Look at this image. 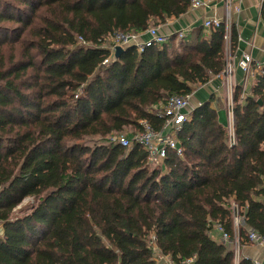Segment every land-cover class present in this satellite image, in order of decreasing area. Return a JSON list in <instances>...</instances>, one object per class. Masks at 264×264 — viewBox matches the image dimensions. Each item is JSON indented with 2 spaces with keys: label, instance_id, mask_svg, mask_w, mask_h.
I'll return each instance as SVG.
<instances>
[{
  "label": "trees",
  "instance_id": "1",
  "mask_svg": "<svg viewBox=\"0 0 264 264\" xmlns=\"http://www.w3.org/2000/svg\"><path fill=\"white\" fill-rule=\"evenodd\" d=\"M189 5L0 0V264H161L152 235L171 264H234L232 249L210 235L215 224L233 238L237 215L240 244L249 230L264 236L263 76L243 99L234 89L233 143L212 96L178 134L181 157L168 151L151 167L140 146L109 140L141 132V121L158 131L153 105L224 70L223 27L141 53L124 48L103 64L102 44L115 32L143 33ZM27 198L33 206L15 216Z\"/></svg>",
  "mask_w": 264,
  "mask_h": 264
},
{
  "label": "built area",
  "instance_id": "2",
  "mask_svg": "<svg viewBox=\"0 0 264 264\" xmlns=\"http://www.w3.org/2000/svg\"><path fill=\"white\" fill-rule=\"evenodd\" d=\"M217 0H189L191 9H198L206 6L208 3ZM226 5V16L224 20L218 18H205L201 21V26L209 33L211 30L224 28V39L226 41V49L228 53L227 62L224 70L219 74L211 78L208 84L217 82L218 87H215V91H222L225 95L224 104L226 107L227 114V127L231 135L230 142L233 143L232 131H233V93L235 89L234 76L235 71L239 70L243 73V81L241 89V99L245 98L248 93L244 90L245 85L249 79H254L256 76L264 77V59L261 62H255L250 54L243 53L238 61L233 60V56L230 55V35H231V24H230V11L229 6L231 0H219ZM159 27H150L143 33L138 34H124L121 32H115L109 41L111 46L108 49L109 56L104 60L103 64L108 63L114 58L115 47L121 48L135 47L139 53L145 48L151 45H163L168 42L171 35L162 34L159 31ZM146 34L148 39L146 42H141V37ZM178 39L183 38V33H178ZM80 41V40H79ZM264 52V50H263ZM264 55V53H263ZM193 91L188 96H173L168 98L166 101L153 105L149 109V113L155 115L158 119L162 120V126L158 131H155L146 121H141L142 131L136 132L129 136L126 135H114L110 137L112 144L118 145L123 148H130L133 145L140 146L146 152L147 164L153 167H157L162 164L168 151H174L179 157L182 156V149L178 143V134L182 131L183 125L188 119L189 113L192 111L190 107V101ZM264 193V181L262 185ZM233 224L235 227L234 237L231 238L226 233L220 224L213 226L214 230L220 233L221 241L229 248L235 247L236 244L240 243L238 238L237 227L239 225V218L237 215L233 217ZM3 234V223L0 221V236ZM248 242L257 245L264 244V236L255 233L253 230L247 232ZM149 244L153 257L159 262L164 259L157 252L155 240L151 238ZM233 251V250H232ZM234 257L237 256V250H234ZM180 264H195V258H188L182 261ZM252 264H261L258 261L252 262Z\"/></svg>",
  "mask_w": 264,
  "mask_h": 264
},
{
  "label": "crops",
  "instance_id": "3",
  "mask_svg": "<svg viewBox=\"0 0 264 264\" xmlns=\"http://www.w3.org/2000/svg\"><path fill=\"white\" fill-rule=\"evenodd\" d=\"M263 6L264 0H231L229 6L230 24L231 29L233 27L235 30L236 42L233 49L230 48L229 53H232L235 62L238 61L243 53L250 54L255 62H261L264 59ZM226 11V5L219 0L194 10L189 5L184 14L177 18H169L165 23L161 24L159 31L162 34L171 36L183 33L184 38L194 37L200 30L208 34L207 30L202 28L201 21L205 18L212 17L224 20ZM147 39L148 35L144 34L140 41L146 42ZM243 77L244 75L241 71H235L233 79L235 87L239 86L241 89L243 88ZM255 78L249 79L244 87L248 95L255 84ZM218 86L219 84L217 82H213L205 86L195 87L191 97L190 107L193 110L201 104L209 102L212 96L210 107L217 112L218 122L228 130L226 107L224 104L225 95L222 91H215V87ZM210 235L215 242L222 243L220 233L215 231L214 228H212ZM231 249L233 250V256L235 253L234 250H237V256L233 257L234 264H239L242 259H247L251 262L258 261L264 264V244L257 245L250 242L238 243ZM161 262V264H171L168 258H164Z\"/></svg>",
  "mask_w": 264,
  "mask_h": 264
},
{
  "label": "rangeland",
  "instance_id": "4",
  "mask_svg": "<svg viewBox=\"0 0 264 264\" xmlns=\"http://www.w3.org/2000/svg\"><path fill=\"white\" fill-rule=\"evenodd\" d=\"M110 46H111V42L107 38V41L106 42H103L102 48L108 51V49L110 48ZM123 133H124L123 135H126V136H128L130 134H134V132L132 130H130V129H126ZM125 133H127V134H125ZM151 167H153V166H151ZM33 204H34V200L32 198L25 199L19 206H17L15 208L14 215L15 216H20L21 214L27 212L28 209H29V207L33 206ZM152 239L155 240V237L153 235H152ZM149 244L151 245L152 243L149 242Z\"/></svg>",
  "mask_w": 264,
  "mask_h": 264
},
{
  "label": "water",
  "instance_id": "5",
  "mask_svg": "<svg viewBox=\"0 0 264 264\" xmlns=\"http://www.w3.org/2000/svg\"><path fill=\"white\" fill-rule=\"evenodd\" d=\"M123 50H124V49L121 48V47H119V46L116 47V48H115L114 58L117 59V58L120 56V54L123 52Z\"/></svg>",
  "mask_w": 264,
  "mask_h": 264
}]
</instances>
